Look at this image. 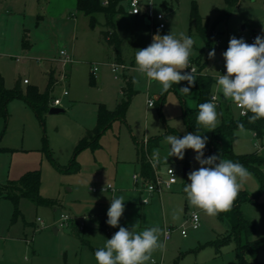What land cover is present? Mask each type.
Wrapping results in <instances>:
<instances>
[{"label":"rangeland","instance_id":"obj_1","mask_svg":"<svg viewBox=\"0 0 264 264\" xmlns=\"http://www.w3.org/2000/svg\"><path fill=\"white\" fill-rule=\"evenodd\" d=\"M164 1L170 4L168 8L163 5ZM46 2L30 0L25 10V0H22L17 3L20 4V15L17 9L12 16L0 14V73L8 89L14 87L18 78H22L45 90L48 82L46 73L50 67L58 72H69L67 79L61 80L52 92L55 98L61 99L59 108L64 112H48L41 121L24 101L15 99L9 103L8 117H0V185L19 180L29 171L40 170V194L44 199L56 200V203L53 207L38 205L28 197H21L15 203L2 195L0 189V264H98L90 246L98 250L120 226L131 230L134 225L137 232L155 226L164 232L171 230L165 250H157L152 255V259L162 264H241L233 241L219 248V252L215 246L208 245L225 236L236 222L233 208L224 212L223 219L219 215L209 217L191 207L183 191L184 186L190 183L189 172L200 167L193 150H185L183 160L175 156L167 158L170 145L164 139L162 147L156 149L160 151L161 162L175 168L178 183L161 196L153 195L149 204L141 202V195L132 180V176L139 171L136 143L143 144L168 132L167 136L178 137L189 133L184 113L197 108L199 93L194 83L190 94H182L180 88L188 86L187 81H182L162 94L158 82H149L144 74L137 71L135 54L138 49L149 46L157 32L161 36L171 32L177 38L184 33L194 41L191 56L204 60L203 51L210 46L207 40L209 37L210 40H217L220 35L221 46L214 49L215 57L208 60L202 72L194 74L196 80L204 74L217 78L226 74L220 62L224 61L223 53L229 46L230 38H243L251 44L254 30L259 32L256 24L264 23V0H241L230 18L218 23L220 10L228 9L225 0H143V12H153L154 15L164 13L166 16L167 28L156 32L152 30L145 13L137 16L129 14V0H120L119 6L123 10L115 20L117 32L123 38L124 55L129 64H133L127 66L125 73L133 76L137 93L126 122L115 121L100 137L98 147L79 151L76 156L79 171L74 173L63 170L70 167L85 128L95 126L99 104L103 103L111 110L116 108L119 91L124 85V72L113 70L115 54L102 36L103 31L109 30L103 14H97L98 24L93 29L89 17L77 8L63 12L57 4L48 9ZM54 2L64 4V0ZM194 3L200 16L208 21L209 30L215 29L208 34L206 41L195 32L190 34ZM243 26L245 30H242ZM25 31L33 44L31 49L22 46ZM62 50L69 55L66 66L62 62L66 59L61 55ZM206 53L208 55L209 50ZM95 67H98L97 71H94ZM188 69L183 71L190 72ZM92 75L96 84L91 82ZM66 89L68 96L63 95ZM211 92L223 100L222 106L230 103L234 118L240 117V109L223 97L222 92L217 90V83L212 86ZM156 96L161 99H155ZM150 97L156 100L151 107L147 103ZM216 110L218 126L224 108L216 106ZM197 127L196 123V134L207 136L206 146H209L213 130L200 126L198 132ZM226 143L235 154H254L264 159V151L256 148L257 143L264 148V136L256 137L248 128L237 131L235 142L228 140ZM207 157L204 152V158ZM185 168L189 170L186 176ZM249 172L252 175L241 190L247 191L252 199H257V203L245 201L240 207L244 217L256 224L255 239L264 237V191L258 175ZM108 186H112L115 192L113 189L103 190ZM114 196H123L125 200L124 213L115 228L106 222ZM62 213L75 218L64 228L58 225ZM192 214L200 217L197 229L191 226ZM83 220L88 228L79 237L72 232L73 222ZM99 225L105 229H99ZM54 227L59 228L58 233ZM183 229L187 230L186 237L182 234ZM164 239L161 236L162 242ZM250 261L252 264L258 261L264 263V249L260 250L256 260Z\"/></svg>","mask_w":264,"mask_h":264},{"label":"clouds","instance_id":"obj_2","mask_svg":"<svg viewBox=\"0 0 264 264\" xmlns=\"http://www.w3.org/2000/svg\"><path fill=\"white\" fill-rule=\"evenodd\" d=\"M194 41L184 33L179 38L170 34L161 36L158 32L152 38V43L135 54L137 71L144 74L149 82L156 81L161 85V93H166L173 84L187 81L188 86L181 87L182 94H190L191 86L196 81L195 68H189ZM215 57V50L208 53V58ZM226 74L216 78L217 90L222 92L226 100L233 102L241 115L251 113L249 123L264 119V37L257 36L252 44L243 38L231 37L229 46L223 53ZM149 107L152 101H147ZM197 131L199 127L208 131L215 130L218 124L216 105L205 102L199 105L197 114ZM178 122V121H177ZM238 127L243 130V125ZM165 141L170 145L168 157L175 156L183 160L185 150H193L195 160L199 162L198 170L188 174L190 183L183 188L191 207L201 210L209 217H216L222 212L230 211L243 186L251 177L249 170L239 162L224 159L219 155L204 158L207 136L186 133L183 137L168 135ZM256 148L264 151L260 144ZM150 163L155 166L160 161L159 149H153ZM115 192V189H113ZM124 197L114 196L107 211V224L118 227L124 213ZM63 215L62 219H67ZM198 222L193 227H198ZM161 236L165 239L162 242ZM167 233L160 227L146 228L140 232L126 227H119L114 235L106 240L103 247L95 252L98 264H155L152 255L155 251L166 248ZM27 260V256L25 257Z\"/></svg>","mask_w":264,"mask_h":264},{"label":"trees","instance_id":"obj_3","mask_svg":"<svg viewBox=\"0 0 264 264\" xmlns=\"http://www.w3.org/2000/svg\"><path fill=\"white\" fill-rule=\"evenodd\" d=\"M103 1V0H102ZM101 0H78L77 8L90 19V27L95 28L98 24L97 14H103L105 17V24L109 28L107 31L102 32L103 40L113 50L117 63L123 62V44L122 37L117 32L116 17L122 13V7L119 6L120 0H108L105 5ZM228 4V9L220 10L217 22L228 20L233 12L241 2V0H225ZM165 8L169 7L167 1L163 2ZM191 27L190 33L195 32L204 40H207L209 33L208 21L202 18L198 12L197 4L194 3L191 10ZM214 27L212 28V30ZM211 30V31H212ZM210 47L214 40H209ZM212 43V44H211ZM22 46L24 49L31 48L32 44L29 40V34H24ZM212 51V48L211 50ZM209 58H198L194 63L199 67L197 71H202L208 64ZM61 71L58 72L56 68H51L47 73L48 83L45 90H40L37 85L28 84L23 86L21 79L17 80L14 87L8 89L5 87L4 77L0 73V117H8V105L12 100L19 99L24 101L36 114V116L43 121L46 113L53 107V102L56 99L52 92L54 87L60 82ZM91 82L95 84V77L91 76ZM126 85L122 90L119 102L114 110L108 109L105 104H99L97 124L92 129H87L86 133L81 140L80 145L77 147L76 154L72 159V163L68 169L63 170L67 173L78 172L79 168L76 165V156L80 150L90 147L92 149L99 146V139L112 127L113 123L117 120L125 121L128 109L131 105L132 98L136 93L133 87L132 77H127ZM216 82L215 77L211 75H199L195 86L199 93V103L197 108L190 111H185L184 120L188 128V132L196 134V118L199 111V105L205 102H211L212 86ZM251 113L239 118H234L232 115L223 118L221 124L213 130L212 141L209 146H206L204 152L208 156L219 155L224 159H229L233 162H239L244 165L249 171L256 173L261 182L264 191V159L256 157L254 154H235L234 151L228 146L226 141L231 143L237 140V131L240 130L238 125L242 124L243 128L250 129L256 137L264 136V119L257 120L254 123H249ZM168 133L158 136L154 139L148 140L149 150L160 148L163 140ZM45 141V139H44ZM138 153L141 160L142 175H151V167L146 162L144 146L138 144ZM42 175L40 170H33L27 172L19 180H10L6 184L0 185L1 194L5 197L11 198L15 203L21 197H28L34 200L38 205L54 206L56 200L44 199L41 194ZM245 201L257 203L250 197L247 191L241 190L238 198L234 202L233 209L237 219V223L230 229V231L221 238L209 243L210 246H215L219 252V248L224 246L230 241L235 243L236 257L241 264H252L250 260H256L261 249H264V237H257L255 222L244 217L241 210V204ZM224 212L218 214L223 219ZM204 247V246H201ZM256 264H264L258 261Z\"/></svg>","mask_w":264,"mask_h":264},{"label":"built area","instance_id":"obj_4","mask_svg":"<svg viewBox=\"0 0 264 264\" xmlns=\"http://www.w3.org/2000/svg\"><path fill=\"white\" fill-rule=\"evenodd\" d=\"M143 0H129V13L131 15L137 16V15H141L143 13L142 11V4ZM103 3L105 5L108 4V0H103ZM149 24L152 25V30L153 31H160V30H164L166 28V16L164 13H159L157 15H154L153 12H147L146 13ZM256 38V35H253L250 38V42H254ZM221 44V40L218 39L215 42L216 47H219ZM61 55L64 56L66 59L63 60L62 62L64 63V66H66L69 63V55L67 54V52L65 50L61 51ZM189 71H191V68H195L191 65V63L189 64ZM122 68H125L124 65L119 64V63H113V70L115 72H119L120 70H122ZM98 67L94 68V71H97ZM223 72L226 73V68L224 67ZM197 73V69L196 72ZM69 72H66L65 70L63 72H61L60 75V81L67 79ZM62 77V79H61ZM117 78L119 77L118 75L116 76ZM23 82L25 84L29 83L28 79H24ZM64 96H68L69 95V91L66 89L64 90L63 93ZM149 100L152 101V106L155 105V99L153 98H149ZM211 102L214 103L216 106H220V102L217 98L216 95H212L211 96ZM62 105V101L60 98H56L53 102V107H59ZM241 111V109H240ZM245 116V115H242ZM256 136V134H255ZM144 146V152H145V158H146V162L150 165L151 167V175H142V173H137L134 174L133 176V180H134V186L135 188L139 189L140 191H142V199L141 202L143 204H149L151 202V197L155 194H158L159 196H161L165 191L170 190L173 188V186L175 184L178 183V177H177V172L175 170V168L171 165H166L164 163L161 162V160L159 161L158 164H156L155 166H153L152 163H150V156L152 155V153L150 152L149 148H148V140H146L143 143ZM112 186H108L107 188H104V191H109L112 190ZM63 215H67V219H62ZM40 220V219H39ZM75 218H73L71 215H69L68 213H62L60 215V218L58 220V225L60 228H64L67 227L70 222L74 221ZM79 222V221H78ZM198 222V225H200V217L198 214H192L190 216V223L191 226L193 227V224ZM85 220L80 221L79 222V228L80 229H84L85 228ZM199 227V226H198ZM198 227H195V229H197ZM194 228V227H193ZM165 232L167 233V240L170 239L171 235V230L170 229H166ZM182 234L184 237L187 236V230L183 229ZM155 261V264H162L159 261L152 259ZM149 264H151V261L149 262Z\"/></svg>","mask_w":264,"mask_h":264},{"label":"crops","instance_id":"obj_5","mask_svg":"<svg viewBox=\"0 0 264 264\" xmlns=\"http://www.w3.org/2000/svg\"><path fill=\"white\" fill-rule=\"evenodd\" d=\"M21 1L22 0H0V14H2L3 16H12V14H15V12H14V10H16L17 9V11H19V15H20V11H21V8H20V4H17L18 2H20L21 3ZM29 1L30 0H25V8L23 7V9H25L26 10V7L28 6V4H29ZM37 1V0H36ZM55 4H57V6H58V8L61 10V11H69L70 9H73V8H77V4H78V0H64V4H61V3H58V2H54V0H47V2H46V5H47V8L48 9H51V8H54V6H55ZM241 4V3H240ZM239 4V5H240ZM170 5V4H169ZM238 5V6H239ZM237 6V7H238ZM78 9V8H77ZM236 9V8H235ZM143 13H145V11L143 12ZM147 13V12H146ZM145 13V14H146ZM130 14V13H129ZM134 16V15H133ZM40 17V16H39ZM38 17V18H39ZM41 18V17H40ZM190 27H191V25H190ZM256 27L257 28H259L260 30H259V32L258 31H255L254 30V33L255 34H252L251 35V37L253 36V35H256V37L259 35V36H261V37H264V23L263 24H256ZM166 28H167V25H166ZM165 28V29H166ZM164 29V30H165ZM214 30L215 29H213L212 31H209V33H211V32H214ZM242 30H245V26H243L242 27ZM27 31H25V33H26ZM217 32V31H216ZM24 33V34H25ZM28 33V32H27ZM208 33V34H209ZM218 33V32H217ZM191 34V33H190ZM243 37H245V33H243V35H242ZM246 37H247V35H246ZM24 38V37H23ZM219 39H221V37H220V35H219ZM29 40H30V37H29ZM218 40V39H217ZM204 41H206V40H204ZM30 42H31V40H30ZM215 42H216V40L214 39V42H213V44L211 45V47L210 46H207L206 48H205V51H203V53L205 54V57H204V59H206L207 57H208V55H207V53H206V51H208L209 50V52H210V50H211V48H212V50L213 49H216V48H220V46L219 47H216V45H215ZM251 43V42H250ZM253 43V42H252ZM251 43V44H252ZM31 44H32V42H31ZM122 44H123V38H122ZM208 44V43H207ZM33 47V44H32V46H31V48ZM31 48H29V49H31ZM223 59H224V57H223ZM194 60H195V58L193 57V55L192 56H190V58H189V64L191 63V65L193 66V67H196L197 68V70L199 69V67L194 63ZM59 61V60H58ZM131 62H132V60H131ZM114 63H117V60H116V56H115V61H114ZM221 63V65L222 66H224L225 67V60L224 61H221L220 62ZM122 65H124L125 66V68H122V71L124 72V74H123V80H124V85L122 86V88H121V90L119 91V94H118V98H117V103H116V106H117V104H118V102H119V99H120V97H121V94H122V90H123V88L125 87V85H126V79L125 78H129V77H132V80H133V87H134V78H133V76L132 75H126V73H125V70L127 69V66H129V65H133V64H129V62L127 61V59H126V57H125V55H124V50H123V62H122ZM208 65V64H207ZM190 67V66H189ZM207 67V66H206ZM205 67V68H206ZM204 68V69H205ZM203 69V70H204ZM51 70V67L49 68V70L47 71V73L49 72ZM189 70V69H188ZM202 70V71H203ZM202 71H199V72H202ZM47 73H46V75H47ZM204 75H210V74H204ZM212 76V75H211ZM213 77H215V76H213ZM119 78V77H118ZM19 79H21V81H22V83H23V86L25 87V86H27L28 84H31V82H29L28 84H25L24 82H23V80L24 79H22V78H18L17 80H19ZM47 79H48V76H47ZM215 79H216V77H215ZM16 80V81H17ZM16 81H15V83H16ZM48 83V82H47ZM216 83V82H215ZM214 83V84H215ZM95 84H96V79H95ZM39 87V86H38ZM41 90V89H40ZM134 90H136L135 88H134ZM43 91V90H42ZM136 93H137V90H136ZM135 93V94H136ZM134 94V95H135ZM134 97V96H133ZM217 98H218V100L220 101V108H224V113H222V118H221V122H222V120H223V118H225V117H228V116H230V115H232V116H234L233 115V111H232V109H231V106H230V103L229 102H226V104L224 105V106H222V102H223V100H221L218 96H217ZM155 99H161V97H159V96H156L155 97ZM132 100H133V98H132ZM103 104V103H102ZM131 104H132V102H131ZM155 104H156V100H155ZM131 106V105H130ZM130 108V107H129ZM238 108V107H237ZM109 109V108H108ZM195 109V108H194ZM239 109V108H238ZM111 110V109H110ZM114 110V109H113ZM128 111H129V109H128ZM127 114H128V112H127ZM240 114H241V111H240ZM97 116H98V114H97ZM241 116V115H240ZM234 117H236V116H234ZM126 118H127V115H126ZM122 122H126V119H125V121H122ZM96 124H97V121H96ZM96 124H95V126H96ZM221 124V123H220ZM94 126V127H95ZM219 126V125H218ZM94 127H92V128H94ZM92 128H85V132H84V135H85V133H86V130L87 129H92ZM169 133V132H168ZM255 135V134H254ZM158 137V136H157ZM156 138V137H155ZM154 139V138H153ZM164 141V140H163ZM163 143V142H162ZM138 144L139 143H136V150H137V154H138V156H139V153H138ZM161 147H162V144H161ZM160 147V148H161ZM154 149H156V148H154ZM153 151V150H152ZM189 171V170H188ZM142 172V169H141V160H140V156H139V171L137 172V173H141ZM188 174V173H187ZM134 176V175H133ZM133 176H132V180H133ZM133 184H134V180H133ZM135 187V186H134ZM139 193H140V195H141V199H142V191H140L139 189H137V188H135ZM233 208V207H232ZM234 210V209H233ZM224 215V214H223ZM237 223V219H236V222H234L233 223V225H232V227L235 225ZM105 227V226H104ZM231 227V228H232ZM86 228H88V224L86 223V225H85V228L84 229H80L79 228V222L78 221H76V222H73V227H72V232L75 234V235H77V236H79L80 237V233L81 232H84L85 230H86ZM102 227L99 225V229H101ZM230 228V229H231ZM102 229H105V228H102ZM54 230H55V232L56 233H58L59 232V228H57V227H54ZM108 230V229H107ZM230 230H228L227 231V233L229 232ZM110 231L108 230V233H109ZM110 234H112V233H110ZM112 236H113V234H112ZM81 238H84V237H81ZM82 240H84V239H82ZM88 245H89V243H88V241L86 242ZM90 246V245H89ZM91 248H92V250L94 251V252H96V248H93V246H90Z\"/></svg>","mask_w":264,"mask_h":264},{"label":"water","instance_id":"obj_6","mask_svg":"<svg viewBox=\"0 0 264 264\" xmlns=\"http://www.w3.org/2000/svg\"><path fill=\"white\" fill-rule=\"evenodd\" d=\"M149 23V21H148ZM51 114H54V113H61V112H64V109L62 108H59V107H52L49 111ZM188 173V168H185L184 169V175L186 176Z\"/></svg>","mask_w":264,"mask_h":264}]
</instances>
